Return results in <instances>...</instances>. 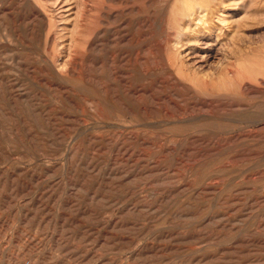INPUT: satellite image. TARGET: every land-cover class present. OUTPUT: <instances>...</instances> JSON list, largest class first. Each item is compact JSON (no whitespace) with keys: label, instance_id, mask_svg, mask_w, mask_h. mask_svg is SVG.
<instances>
[{"label":"rangeland","instance_id":"1","mask_svg":"<svg viewBox=\"0 0 264 264\" xmlns=\"http://www.w3.org/2000/svg\"><path fill=\"white\" fill-rule=\"evenodd\" d=\"M62 1L0 0V264H264V9Z\"/></svg>","mask_w":264,"mask_h":264},{"label":"bare ground","instance_id":"2","mask_svg":"<svg viewBox=\"0 0 264 264\" xmlns=\"http://www.w3.org/2000/svg\"><path fill=\"white\" fill-rule=\"evenodd\" d=\"M57 1H59V0H57ZM67 1L68 0H63L61 2V7H59L61 10L62 9L64 10V8H69L67 6ZM254 1H249L248 3H245L244 1L236 0L235 4L233 5L234 9H227L228 11H223L222 10L223 4L221 5L222 7H220L221 3L217 4L216 3L217 0H174V3L171 6L170 10H171L172 16L176 17L177 14L180 16V19L185 22L184 24H186L187 29H191L192 27L199 28V26H197L198 24L211 22L214 19H216L218 22H226V23L229 22V24L234 26L233 30H231V34L233 36L236 33V29L239 27V24L237 22L243 20L244 18H246L248 16H253L256 9H258V10L264 9V0H262L260 2H256V1L254 2ZM34 2H36V1H34ZM53 3H55V2L53 1ZM37 4L40 5V3H36V5ZM178 7H179V9H178ZM40 9L42 10L43 14L45 15L44 7L40 5ZM70 10L69 9L64 10L63 12L67 15H65L64 18H59L61 21V24H60V26L62 27L61 30H66L67 32L69 31L70 25H67L66 20H69V18H72V17L76 19V17H74V16H72V17L69 16ZM229 10H236V14L234 13L235 11H229ZM45 17H46V15H45ZM46 19L48 21V29H49V31L46 35V38H47L49 35V32H50V29H51V21L49 20L48 17H46ZM72 21H71V23L75 22V20L73 22ZM76 22H77V20H76ZM77 29H76V31H77ZM182 30L183 29H179L177 34L178 35H182V34L187 35L186 32L184 30L183 31ZM192 31H194V30H192ZM63 33L65 34V32H63ZM70 33H72V32H70ZM192 34H191V36H192ZM194 35H195V33H194ZM68 37H69V35H68ZM186 39H188V38H186ZM216 39H217V37H216ZM185 41H188V43H189V41H193V38L185 40ZM196 41L197 40H194L195 43H196ZM80 44H82L81 40L77 39V45H80ZM192 44H193V42H191V44L189 43V45H186V46L189 47ZM170 61L171 62L175 61V57H171ZM248 61L249 60L246 61L245 59H240L239 62L235 65L233 70H229L223 74H220V75H218V77H216L215 79H211L210 81H207L204 79L200 80V79H198L197 76H194L193 79H191V84L196 89H197V87L207 88L208 86H211L213 88H223V89L227 90V89H231L233 87L240 86L244 80H250L251 73L253 72L254 67L250 68L246 65V62H248ZM261 61H264V52H263V57L261 58Z\"/></svg>","mask_w":264,"mask_h":264}]
</instances>
